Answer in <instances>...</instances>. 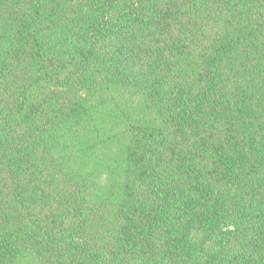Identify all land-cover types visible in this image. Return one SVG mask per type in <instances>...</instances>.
<instances>
[{"label": "trees", "instance_id": "trees-1", "mask_svg": "<svg viewBox=\"0 0 264 264\" xmlns=\"http://www.w3.org/2000/svg\"><path fill=\"white\" fill-rule=\"evenodd\" d=\"M0 264H264V0H0Z\"/></svg>", "mask_w": 264, "mask_h": 264}, {"label": "rangeland", "instance_id": "rangeland-1", "mask_svg": "<svg viewBox=\"0 0 264 264\" xmlns=\"http://www.w3.org/2000/svg\"><path fill=\"white\" fill-rule=\"evenodd\" d=\"M121 155V150L118 146H113L112 150L110 151H106L103 154L100 155V160L94 161L97 163H100L101 161H103V159H105L106 157H118ZM83 164H85V160H83ZM106 179H107V174H106ZM105 179V180H106ZM104 180V181H105ZM104 181L102 183H104Z\"/></svg>", "mask_w": 264, "mask_h": 264}]
</instances>
